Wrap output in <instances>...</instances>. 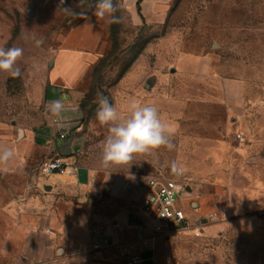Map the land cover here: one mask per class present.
I'll list each match as a JSON object with an SVG mask.
<instances>
[{
  "label": "rangeland",
  "instance_id": "obj_1",
  "mask_svg": "<svg viewBox=\"0 0 264 264\" xmlns=\"http://www.w3.org/2000/svg\"><path fill=\"white\" fill-rule=\"evenodd\" d=\"M58 4L0 0V47L24 49L19 76L0 72V124L29 129L41 121L54 56L93 11L65 0L85 14L76 18L57 11ZM118 15L124 20L112 24L111 49L82 85L74 134L72 156L95 182L56 193L38 214L56 240L51 264H119L115 252L96 247L91 229L129 221L139 212L145 182L160 176L184 185L194 225L214 218L199 237L189 231L161 241L154 260L143 254L145 264H264V0L145 1L141 14L127 1ZM33 34L43 38L41 46L24 38ZM98 92L123 117L133 101L158 108L174 128V146L103 167L108 128L96 119ZM228 108L239 115L230 129ZM113 184L125 193L108 194Z\"/></svg>",
  "mask_w": 264,
  "mask_h": 264
},
{
  "label": "crops",
  "instance_id": "obj_2",
  "mask_svg": "<svg viewBox=\"0 0 264 264\" xmlns=\"http://www.w3.org/2000/svg\"><path fill=\"white\" fill-rule=\"evenodd\" d=\"M127 1L137 4L140 0ZM145 1L167 4L173 0H142L141 12ZM92 13L70 29L56 53L58 57L54 56L42 90L41 121L29 129L0 124V147L10 148L15 153L8 170L0 172V264H51L56 240L50 235L49 220L43 222L38 214L47 210L51 199L55 201L56 193L68 194L74 186L86 189L95 182L93 175L82 170L72 156L77 149L75 128L82 119L79 108L85 94L82 85L93 76L95 66L112 45V24ZM237 98L241 96L238 94ZM57 99H63L65 104L67 120L63 128H58L55 118L45 110L50 101ZM234 115L238 114L228 108V129ZM58 156L77 167L75 174L45 175L42 172V165ZM110 187L108 194L125 193L120 192V184ZM146 191L145 184L140 198Z\"/></svg>",
  "mask_w": 264,
  "mask_h": 264
},
{
  "label": "clouds",
  "instance_id": "obj_3",
  "mask_svg": "<svg viewBox=\"0 0 264 264\" xmlns=\"http://www.w3.org/2000/svg\"><path fill=\"white\" fill-rule=\"evenodd\" d=\"M88 3L93 8V15L109 24L123 23L124 17L118 13L125 7L126 0H78V4ZM57 11H62L70 16L80 18L85 14L76 11L72 6H65V0H59ZM37 47L43 44V38L25 35ZM24 49L18 46L0 47V72L8 73L13 77L20 75L18 61L23 56ZM96 119L101 126H107L108 135L105 138L101 164L108 168L130 164L136 155L153 154L161 147L171 149L174 145L172 138L175 134L172 125L162 120L157 109L151 105H141L133 101L129 106V115L120 116L116 107L110 102L103 92L97 93ZM45 110L54 117L58 128L65 127V104L63 99L50 101ZM15 153L12 149L0 147V172L8 170V164Z\"/></svg>",
  "mask_w": 264,
  "mask_h": 264
},
{
  "label": "built area",
  "instance_id": "obj_4",
  "mask_svg": "<svg viewBox=\"0 0 264 264\" xmlns=\"http://www.w3.org/2000/svg\"><path fill=\"white\" fill-rule=\"evenodd\" d=\"M45 175H72L77 167L63 157H56L41 167ZM147 191L141 198L139 212L135 213L140 224H98L91 229L96 247L115 252L119 264H145L144 253H152L154 260L158 244L186 232L202 234L205 223L214 214L193 224L191 206L184 200L185 187L175 179L149 177Z\"/></svg>",
  "mask_w": 264,
  "mask_h": 264
},
{
  "label": "trees",
  "instance_id": "obj_5",
  "mask_svg": "<svg viewBox=\"0 0 264 264\" xmlns=\"http://www.w3.org/2000/svg\"><path fill=\"white\" fill-rule=\"evenodd\" d=\"M142 0H140L138 3H137V10H138V13L141 14V7H140V3H141ZM105 60V57H103L99 63L95 66L94 68V71L93 73L97 72L99 70V67L100 65L103 63V61Z\"/></svg>",
  "mask_w": 264,
  "mask_h": 264
},
{
  "label": "water",
  "instance_id": "obj_6",
  "mask_svg": "<svg viewBox=\"0 0 264 264\" xmlns=\"http://www.w3.org/2000/svg\"><path fill=\"white\" fill-rule=\"evenodd\" d=\"M129 223L130 224H140L141 220H140V218L137 215L131 214L129 216ZM59 252H61V251H59Z\"/></svg>",
  "mask_w": 264,
  "mask_h": 264
}]
</instances>
